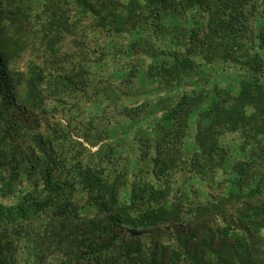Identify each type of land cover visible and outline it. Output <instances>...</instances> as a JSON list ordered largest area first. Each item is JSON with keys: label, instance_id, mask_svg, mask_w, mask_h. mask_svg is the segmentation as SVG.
I'll return each instance as SVG.
<instances>
[{"label": "trees", "instance_id": "obj_1", "mask_svg": "<svg viewBox=\"0 0 264 264\" xmlns=\"http://www.w3.org/2000/svg\"><path fill=\"white\" fill-rule=\"evenodd\" d=\"M30 1L0 0V198L7 201L0 200V264H49L51 257L61 264H264V25L257 26L264 0H44L39 30ZM193 10L196 21L182 24ZM78 14L92 16L90 29L100 35L130 39L125 47H101L102 55L118 51L133 61L118 72L127 87L141 79L182 93L159 103L165 114L146 130L143 124L155 120L147 111L139 117L145 106L123 109L142 133L133 138L134 157L117 158L107 145L101 168L79 161L68 168L59 147L67 136L48 118L52 96L95 83L91 54L68 68L71 56L57 47L66 34L77 35ZM38 41L50 56L17 70ZM147 59L148 69L139 72ZM214 62L226 66L222 79L242 73L238 89L201 87L210 81L202 67ZM48 70L55 72L52 85ZM194 121L190 150L183 140ZM89 128L85 142L104 141L105 132ZM227 133L238 134L237 148L221 144ZM221 171L222 194L193 202L194 185ZM184 172L188 191L171 185ZM77 196L95 211L87 214Z\"/></svg>", "mask_w": 264, "mask_h": 264}, {"label": "rangeland", "instance_id": "obj_2", "mask_svg": "<svg viewBox=\"0 0 264 264\" xmlns=\"http://www.w3.org/2000/svg\"><path fill=\"white\" fill-rule=\"evenodd\" d=\"M30 6L31 16L33 19L35 17V26L36 29L39 30L43 26V23L45 24L46 22V16L43 12L44 0H31ZM197 14L198 12L194 10L191 13L189 12L186 19L181 23L189 24L193 18L196 21ZM74 19H79V22L76 26L77 35L66 34L61 44H59L57 47L62 55L69 54L71 56L69 59L70 61L67 64L68 68H73L75 65L82 63V60H84L83 56L85 57V54H91L92 67L90 65L89 68H93L94 73L92 74L95 83H93L84 92L66 91L61 92L57 96H52L47 101L49 112L48 118L56 125L57 129L60 130L62 134H66L65 136H67L65 146H63L64 144L62 145L63 142H60L59 147L60 149L64 147L63 150L65 156L67 157L68 168L73 169V166L77 163V161L81 162L83 165H92L93 167L101 168L102 166H98L96 164L102 161L103 154L109 152L108 148L106 147L107 145L111 146V153L113 155L114 152V155L117 158L120 156L122 159L134 157L133 138L139 133L142 135V133L138 128L140 126L137 124L136 126L134 123L135 117L133 116L132 118H128L127 116L123 115V109L135 110V108L141 109L143 106H145L142 108L144 110L141 111L139 117L144 118L145 112L147 111V113L153 116L155 120L148 121L149 123H146V125L143 124L144 130H146L147 126L151 127L157 122H161V119L165 114V108L162 107L161 104L159 105V103L176 102L179 100L182 93L181 90H178L177 88L172 90L164 88L160 89L157 85H154L150 82L146 83L141 79H139V81L137 79H133L135 80L134 86L132 88L127 87L126 83L123 82V76H121L118 72L124 69L128 71V68H130L128 64L131 63L132 65L133 61L127 57H123V55L118 53V51H112L111 54L102 55L101 47L104 45H108V47L114 45H120V48L121 46L125 47L130 42V39L124 35L110 38L107 36L109 39L106 37V35H100L99 32L95 31L93 28L90 29L94 19L88 14H78L73 17V20ZM259 25H264V16L258 17L257 26ZM255 30L258 32L257 29ZM75 40H80L84 46L82 47L75 45ZM36 46V49L30 46L31 48L29 47L27 51L23 53L22 57L15 65L17 70L25 72L29 68L31 61H35L42 65L43 59L45 60L50 56L49 52H44L43 47L41 48L42 50L40 49L41 45H39V41L37 42ZM38 48L40 49L39 53L36 52ZM35 53H38L39 58L41 59L37 60ZM93 53L96 55H92ZM196 60L202 64L206 63V60L202 54H198ZM142 62V60L136 61L135 65L142 64ZM149 64L150 60L147 59L146 64L136 67H139V72L144 73L148 69ZM225 67L226 66H224V64L219 62H214L211 65L202 67L205 68L207 72H209L208 75L210 81L207 85H202L201 87L205 86L206 89L210 90L212 89L213 84H218L219 88L222 90L228 87L238 89V81L241 80L242 73L239 72L233 74L230 78L227 77L226 79H222L220 71ZM46 76V81L49 83L48 85H52L55 72L53 70H48L46 72ZM196 81L197 77H195L192 81L193 88ZM184 90L189 91V88L186 87ZM119 94L121 99H117L116 97ZM96 98L99 103H94V99ZM90 126L94 132H105L102 135L104 141L101 142L97 140V146H92L90 143L84 141V137L88 135ZM42 131L49 133L46 131L45 125H42ZM196 134V122L194 121L191 122L187 135L183 140L184 147L190 150L196 147ZM153 136H155L154 132ZM220 141L223 146H229L231 148H237V146L241 143L238 134L231 133L224 134L220 138ZM99 147H103V151L101 149L98 150ZM135 155H138V152H135ZM121 163L123 165V161H121ZM111 173L112 171L109 168V173L106 174L110 175ZM187 174L188 172H184L182 176L179 175L172 177L171 185L174 188L179 187L183 189V191L187 190V186L183 183L184 180L189 176ZM74 177L75 173L72 172V176L67 178L73 180ZM147 178L149 181H154L153 177L150 175ZM223 179L224 175L221 171L216 175L213 181L206 180L205 182H197L193 189H191V193H189L191 200L198 203H207L213 201L223 192L221 188ZM130 181L132 182L131 179ZM28 183L29 182L27 181L26 177L22 184L28 186ZM130 190L131 188L129 185L128 188L125 189V192L129 193ZM24 196V193H19L17 199L20 201ZM128 197L129 195L123 192V204L128 205V203H126V199ZM77 199L81 205L85 206L86 202L83 197L77 196ZM0 200H3L4 203H7V201L4 199L0 198ZM8 201L10 204H13L16 202V199L14 201L13 199H9ZM87 209L89 208L85 206L87 214L95 211L94 208H90V210ZM50 260L51 261L49 264H61L60 259L57 257H51Z\"/></svg>", "mask_w": 264, "mask_h": 264}]
</instances>
